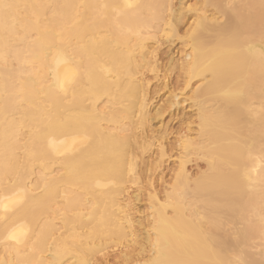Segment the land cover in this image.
<instances>
[{"label": "bare ground", "instance_id": "obj_1", "mask_svg": "<svg viewBox=\"0 0 264 264\" xmlns=\"http://www.w3.org/2000/svg\"><path fill=\"white\" fill-rule=\"evenodd\" d=\"M179 4L0 0V264H264V0ZM160 39L186 49L182 89L199 83L163 192L164 146L141 164L167 133L145 77L165 81Z\"/></svg>", "mask_w": 264, "mask_h": 264}, {"label": "rangeland", "instance_id": "obj_2", "mask_svg": "<svg viewBox=\"0 0 264 264\" xmlns=\"http://www.w3.org/2000/svg\"><path fill=\"white\" fill-rule=\"evenodd\" d=\"M183 2H185V4L190 6V7L197 6V4L200 6L202 4V0H185V1L184 0L183 1L182 0H173V4L176 6V8L178 7V5H180L179 3H183ZM206 11L208 12V15H213V13H214L213 8H208ZM194 14L195 13H193V12L187 11L186 17L184 18L185 20L183 19V21L178 24V30H179L178 31V37L179 38L184 37L190 22L193 20ZM220 20H223V19H220ZM160 40H161V46L158 49V53H157V59H158L157 65H158V69L160 70L161 75L165 76V81L153 79V74H151L150 72H145V77L148 78L150 81L149 97L151 96V100L153 99L151 102L152 105L150 103V105H151L150 109L152 111L151 116H154L153 117L154 120L152 121V127L156 131V133H159L161 131V129H162L161 132H164L166 129L167 133L165 135L166 137H164L163 140L162 139L160 140L163 143L159 141V139H158L159 135H156L154 137L155 140L153 139V143L155 146L153 145L154 147L151 150H146L145 152H147V153L144 152L145 154L142 156V161L144 163L141 161L140 162L143 165V167L145 168L146 166L149 165L150 161L151 162H152V160L154 161L155 157H156L155 159L158 158V156H159L158 150L161 149L160 148L161 146L162 147L164 146L163 148L166 150L167 155L163 158L164 164H163V169L161 168L162 173L160 171V173H161L160 176L162 177L164 175L165 178L163 177L164 180H162V181H159L158 177L155 178L156 188L158 190H160L161 192H163L164 188L162 186H164V185L166 186V184H164V183L170 181V179L173 175V170L177 166V161H173L172 157L173 158L176 157L177 154L179 153L178 152V145H177V142H178L177 140H179L178 138H181L182 136H185L186 134H190V133H191L193 138L197 135L196 124L195 125L191 124V122L197 121L196 111L194 110L195 108L193 109V107H192L193 102L189 98H190L194 88H196L199 85V83L193 82L192 84L194 87L190 86L186 90L182 89L183 88V80L181 78H179L178 70L173 69L175 63L177 65V64H179V62H181V59L183 57L182 53L185 52V50H186L182 44V40L175 39L173 44H169V43H165V42L163 43L162 42L163 40L162 39H160ZM170 64L173 66H171ZM178 87H179V89H178ZM171 94H173V95L171 96ZM174 95H179V98H180V101H182V104L180 106L176 107L175 109H173L171 112L167 111V113H160V116L155 115L156 114L155 111L158 108L159 109H165V105H164L165 103L164 102L169 97L171 98ZM161 125H163L162 126L163 128H160ZM189 126L191 127V129L193 131L190 129ZM187 130L189 133L186 132ZM156 140H158V141H156ZM158 142H160L161 145ZM157 143H158V145H160L159 147H158ZM157 152H158V154H157ZM151 157H153V158H151ZM144 165H146V166H144ZM187 167H188V171H189L190 175L193 176V178L197 177V175H200V173H203L206 170L205 162L200 160V159H196V157L192 158V162L190 164H188ZM161 183H163V184H161ZM137 188L140 189L139 187H134V189L129 190L130 191L129 197L133 198L132 195H134V193H136V194L138 193ZM139 196H138V199L139 198L140 199L138 201L134 200L135 197L132 199L134 204H135V201H137L136 204L134 205L135 213L138 216V218L145 219L147 217V213L149 215L151 212V210L148 209L150 207V203H149L150 201L143 194H141ZM257 250H259V249H256L255 253ZM259 252H260V250H259ZM259 252L257 251V253H259ZM109 255L110 256L107 259L108 262L106 261L107 264H126L125 261L122 260V258L120 257L118 251L116 252V250H115L113 252H110ZM106 263H101V264H106Z\"/></svg>", "mask_w": 264, "mask_h": 264}]
</instances>
